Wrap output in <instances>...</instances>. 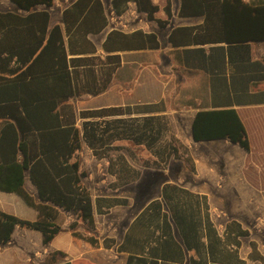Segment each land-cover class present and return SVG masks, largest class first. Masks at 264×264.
I'll return each mask as SVG.
<instances>
[{
	"label": "crops",
	"instance_id": "1",
	"mask_svg": "<svg viewBox=\"0 0 264 264\" xmlns=\"http://www.w3.org/2000/svg\"><path fill=\"white\" fill-rule=\"evenodd\" d=\"M108 1L111 10V0ZM72 2L53 1L48 9L50 26L59 23L63 27L62 11ZM101 2L104 7L105 1ZM152 2L159 6L155 17L166 18L165 0ZM129 4L136 8L134 1L128 2V7ZM55 6L58 11L53 16ZM179 6L180 0L177 4L171 0L172 16L165 27H159L136 8L139 19L124 15V27L108 22L98 33L88 34L96 48L94 54L101 59L107 54L102 43L112 28L152 31L160 43L153 49L116 51L121 61L107 88L98 95L82 94L105 98L116 81L115 102L100 107L122 108V113L104 117L116 119L117 125L123 126L117 127L121 131L119 139H125V117L136 118L133 130L140 132L144 129V117L154 116L151 121L157 136L153 143H135L153 151L155 158L140 163L107 160L99 169L107 190L97 195L89 190L94 201L93 234L97 244L74 236L69 229L70 215L61 216L69 212L59 210L57 223L62 230L47 245L42 244L39 231L16 226L11 239L0 244V264H45L53 250L63 251L70 264H264V181L258 178L264 170V152H252L250 140L251 130L264 150V41L233 46L194 41L173 45L168 36L174 28L199 26L204 20L203 16H179ZM40 9L44 6L37 5L33 10ZM0 12L20 16L28 13L10 0H0ZM141 16L146 19L142 21ZM160 28L166 29L163 39L158 33ZM16 35L13 37L21 39L23 32ZM64 39L67 40L65 34ZM13 52L26 54L27 46L20 43ZM17 63L14 58L10 66ZM126 65L132 68V75L125 74ZM130 81L134 101L126 104L125 89ZM162 89L161 95L158 92ZM80 96H72L68 102ZM132 106H137V110ZM228 107L236 109L245 126L249 152L241 148L242 156L236 158L158 159L165 150L178 151L182 145L190 148L191 143L204 152L234 147L227 139L194 141L191 137L196 111ZM91 108L99 107L88 109ZM188 132L190 140L186 139ZM167 133L176 136L180 144H160L161 136ZM85 143L89 150H94ZM79 166L81 169V163ZM24 188L37 199L28 172ZM96 198H100L98 205ZM0 210L28 220L37 217V211L15 192L0 190ZM79 224L83 230H77L83 236L92 234L84 223ZM60 235L66 244L55 243Z\"/></svg>",
	"mask_w": 264,
	"mask_h": 264
},
{
	"label": "trees",
	"instance_id": "2",
	"mask_svg": "<svg viewBox=\"0 0 264 264\" xmlns=\"http://www.w3.org/2000/svg\"><path fill=\"white\" fill-rule=\"evenodd\" d=\"M10 1L28 13L20 16L0 12V190L17 193L37 211V217L28 220L0 210V244L7 243L19 226L39 231L42 244L47 245L62 230L57 218L63 210L75 215L69 224L72 234L96 245L94 201L74 154L82 139L94 151L98 145L102 147L109 122L103 120L102 124L96 118L122 113V108L107 106L76 112L68 100L104 91L121 61L116 51L158 48L157 34L140 28L130 32L112 28L102 43L107 54L101 59L94 54L96 48L88 38V34L98 33L108 24L101 0H74L62 11L63 27L59 23L49 25L48 9L54 0ZM130 1L159 27L169 23L171 0L163 5L164 19L155 17L159 6L152 0H111L112 9L120 15ZM37 5L44 9L33 10ZM178 15L203 16L204 20L199 26L174 28L168 36L173 45L194 41L233 46L264 41V0H180ZM18 32H23L21 39L14 38ZM20 43L27 46L26 54L13 52ZM14 58L18 63L10 66ZM77 118L83 119L81 130ZM153 118L144 117L137 143L156 141ZM125 127L131 132V126ZM191 137L194 141L227 139L250 151L245 126L233 107L196 111ZM26 172L36 187L37 199L24 188ZM99 200L95 199L96 205ZM79 222L92 234L83 236L77 230ZM253 248L255 253L254 243ZM65 257L63 251L53 250L45 264H70Z\"/></svg>",
	"mask_w": 264,
	"mask_h": 264
},
{
	"label": "rangeland",
	"instance_id": "3",
	"mask_svg": "<svg viewBox=\"0 0 264 264\" xmlns=\"http://www.w3.org/2000/svg\"><path fill=\"white\" fill-rule=\"evenodd\" d=\"M105 1V12L108 17V22L113 23V20L111 19L110 14V4L108 0ZM60 2V0H59ZM174 3L177 4V0H174ZM58 6L53 7V16L57 15ZM142 17V21L146 18ZM115 26V25H114ZM117 27V26H116ZM122 28V27H121ZM166 32L165 28H160L158 33L163 39L164 33ZM125 74L132 75V68L128 65L124 68ZM130 77V76H129ZM132 78L130 77V80ZM116 81L114 83V86L112 87L111 91L109 92V95L107 97H93L89 95H82L80 97H74L70 101V103L74 106L76 112L83 109H88L90 107H100L105 106L107 103L115 102V94H116ZM132 88V81L129 82V87L127 86L125 89V101L126 104H132L134 101L133 94L131 92ZM129 89V90H128ZM128 92V93H127ZM159 94H164L163 89L161 92H158ZM158 93L156 95H158ZM134 110H137V106H132ZM83 119L77 118V125L81 130V122ZM96 120H101V123H103V120H107L109 122L108 128L106 132H104L103 136V142L102 147L100 145L97 146L96 151H91L86 146V143L84 140H82V147L81 150L77 152L76 157L79 160V163H81V171L85 173V176L83 177V183L85 186L94 194H104L107 190V182H103L102 179L104 178L100 176V168H103V165L105 162L108 161H116L118 159H127V160H136L138 163L140 161H147L151 158H155L154 152L148 150L143 145H137L136 136L138 131L133 130V127H136V124L138 120L136 118L132 117H125V122L131 126V132L126 131L124 134L125 139H119L121 136L119 135L121 133L120 130L117 129V123L115 122V119L108 117V118H96ZM170 126V125H169ZM171 129V127H170ZM187 140L189 139V132L186 136ZM184 138V137H183ZM250 140L252 144V152H254L256 155H259L264 152V150L259 146L258 144V137L252 133L250 130ZM160 144L167 145L170 144L171 146L180 144V141L177 139L176 136L167 133L166 135H162L160 139ZM145 143H149L148 141ZM177 143V144H176ZM234 147L230 148H224L223 151H219L218 149L213 150L209 152H204L202 150L199 151L197 148V145L191 143V147H187L182 145L180 150L178 151H172V150H165L162 152V154L159 155L158 159H168V158H175V159H195V158H211V157H233L236 158L237 156H242L243 150L238 146L234 145ZM124 148V150H121ZM263 151V152H261ZM99 170V171H98ZM258 178L262 179L261 181H264V170L258 174ZM124 191V189H122ZM69 221L73 222L75 220V217L72 213H65L64 215H61L64 217L69 216ZM81 224H78V229H81ZM83 230V229H81ZM63 236L60 235L57 238V242L59 244H66V242H63ZM45 263V262H44Z\"/></svg>",
	"mask_w": 264,
	"mask_h": 264
},
{
	"label": "built area",
	"instance_id": "4",
	"mask_svg": "<svg viewBox=\"0 0 264 264\" xmlns=\"http://www.w3.org/2000/svg\"><path fill=\"white\" fill-rule=\"evenodd\" d=\"M110 14H111V19L113 20L114 25L117 27H124V25L126 23L125 22L126 19H125L124 15L130 16V17L134 16L136 19H139L138 14H137V10H136L134 4L133 5L129 4L128 9L120 15H117L113 9L110 10Z\"/></svg>",
	"mask_w": 264,
	"mask_h": 264
}]
</instances>
